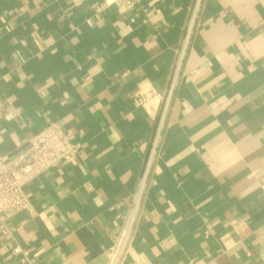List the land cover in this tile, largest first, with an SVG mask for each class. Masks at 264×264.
<instances>
[{"label":"crops","instance_id":"crops-1","mask_svg":"<svg viewBox=\"0 0 264 264\" xmlns=\"http://www.w3.org/2000/svg\"><path fill=\"white\" fill-rule=\"evenodd\" d=\"M122 1L0 0V156L47 121L78 146L24 186L15 241L38 264L112 262L158 121L147 85L171 96L117 264H264V0H200L175 79L197 0ZM0 264H18L1 239Z\"/></svg>","mask_w":264,"mask_h":264},{"label":"built area","instance_id":"built-area-1","mask_svg":"<svg viewBox=\"0 0 264 264\" xmlns=\"http://www.w3.org/2000/svg\"><path fill=\"white\" fill-rule=\"evenodd\" d=\"M122 4L125 8H130L134 0H124ZM91 7L95 14L102 10L96 2ZM86 21L89 23V20ZM134 97L137 104L145 111L157 113L163 102L164 94L157 93L150 86L139 85ZM5 115L6 111L0 107V119ZM77 150L78 146L72 132L63 130L57 121H47L41 130L27 139L22 150L6 159L0 156V239L3 245L8 247V257L15 259L18 264H38L37 259L40 253V251L33 252L17 244L8 226L10 218L19 211L29 213L32 211L30 196L24 192V186L40 173L72 159ZM232 228L239 237H242L248 229L243 221H238ZM209 232V226H204L201 231L202 238H207ZM118 245L119 241L110 250L111 257ZM134 264L152 263L136 260Z\"/></svg>","mask_w":264,"mask_h":264},{"label":"water","instance_id":"water-1","mask_svg":"<svg viewBox=\"0 0 264 264\" xmlns=\"http://www.w3.org/2000/svg\"><path fill=\"white\" fill-rule=\"evenodd\" d=\"M199 2H200V0H197V2L195 4V7H194V10H193V14H192V17H191V20H190V23H189V26H188V29H187V34H186V37H185V40H184V43H183V48H182V51H181V55H180V57L178 59V62L176 64V68H175V72H174V76H173L174 79H175V77H176V75L178 73V70H179V66H180V63H181V60H182V54H183V51L185 49V45L187 43L189 33H190L191 29H192V25H193V22H194L196 13H197ZM170 96H171V89L167 92V95L165 96V98L163 99V102L161 104V107H160V110H159V113H158V121H157L155 136H154V139L152 141L151 149H150V152H149V155H148V158H147V164H146L145 171H144V174H143V179H142L139 191H138V193L136 195L134 206H133L131 214L129 216V219H128V222H127V225H126V229H125L124 234H123V236L121 238V241H120V243H119V245L117 247L115 256H114V258H113V260H112V262L110 264H117V261H118L120 255H121V253H122V250H123L124 245L126 243V240L128 238V235H129L132 223H133V218H134V215H135V212H136V208H137L140 196H141L143 183H144V180H145V177H146V174H147L151 159L153 157L155 148L157 146V141H158L161 129H162V125H163V121H164V118H165L166 110H167V107H168V104H169Z\"/></svg>","mask_w":264,"mask_h":264}]
</instances>
